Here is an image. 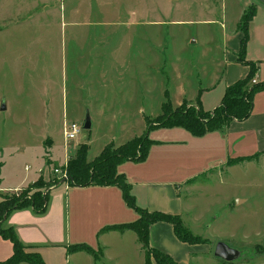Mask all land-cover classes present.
I'll use <instances>...</instances> for the list:
<instances>
[{
    "label": "rangeland",
    "instance_id": "obj_1",
    "mask_svg": "<svg viewBox=\"0 0 264 264\" xmlns=\"http://www.w3.org/2000/svg\"><path fill=\"white\" fill-rule=\"evenodd\" d=\"M250 2L257 13L256 0H0V178L20 183L44 159L48 166L45 176L1 194V201L15 194H44L59 185L61 174L54 171H63L69 161L60 163L89 142L87 159L93 161L109 144L119 147L145 136L167 102L172 111L197 110L198 90L208 87L223 60L224 35L240 30V11L246 8L245 14ZM250 26L249 39L255 43L248 40L247 48L264 63V11ZM217 97V92L208 95L207 106ZM87 118L93 123L90 130L83 128ZM66 123L82 128L77 140L66 142ZM185 133L159 128L148 136L155 142H185ZM52 142L58 163L46 155ZM246 143L238 152L227 142L186 141L149 152L143 163L118 167L131 184L143 172L154 176L156 161L167 155L175 181L194 178L182 185L180 217L209 252L192 256L191 264H264V153L232 168L218 162L227 153L231 158L255 154L253 142ZM38 181L40 188L27 191ZM137 218L121 214V224ZM84 231L81 238L90 241ZM104 242L107 252L97 264H145L135 232ZM219 243L239 255L233 261L218 258ZM44 256L49 264L69 262L58 248H48Z\"/></svg>",
    "mask_w": 264,
    "mask_h": 264
},
{
    "label": "crops",
    "instance_id": "obj_2",
    "mask_svg": "<svg viewBox=\"0 0 264 264\" xmlns=\"http://www.w3.org/2000/svg\"><path fill=\"white\" fill-rule=\"evenodd\" d=\"M257 3L255 17L261 11H264V5L258 1ZM248 5L253 6L255 4L254 2L247 3L246 7ZM245 9L240 11L238 22L243 16ZM254 18L250 22V25H252ZM235 31V34L228 32L224 35L222 49L223 60L219 59L218 61L213 76L214 79L210 81L208 87L200 88L195 96L196 103L200 101L201 107L206 112H212L217 108L222 103L226 89L236 82L245 79L250 72V67L239 60L241 41L244 34L238 28ZM248 40H250L249 43L251 42V45L255 43L254 37H250ZM261 41H264V39ZM261 58H263L261 55L252 54L251 48L246 47L245 60L253 62L258 66V70L253 79L256 80V83H264V63H262ZM215 92L218 93L217 100L210 106H207L205 98ZM256 102L258 104L256 103L254 105L253 113L247 120L242 122L231 121L225 128L208 133L202 138L194 137L182 128L172 129L186 131L188 133V135L185 133L186 141L201 142L207 140L210 142H220L224 145L227 142V148L229 147L232 151L236 149L238 152L247 148L248 144L246 142H253V146H256V152L253 155L261 154L264 153V92L257 95ZM188 103L193 104V101H189ZM91 124L93 126V123ZM186 141H156L158 144L151 147L150 155L154 150H165L172 145L182 146ZM89 143L86 144L88 150L90 148ZM52 145L53 142L49 148V153L46 155L49 161L58 163L54 158ZM238 154L236 155L237 157L253 156L250 154L247 156ZM234 158H231L227 153L223 160L218 161L219 166L227 165L228 160ZM70 159V157L65 158L60 165L66 164ZM156 165L159 170H156L157 172L154 176L150 175L149 172H143L134 178L136 180L135 183L131 180L133 194L137 200V204L149 212L159 211L180 216L183 210L181 189L184 185L188 184L187 182L189 180L194 178L182 182L175 181L173 177L175 171L173 159L167 155L161 156L156 161ZM232 167L228 166V168ZM46 168L48 166L45 164L44 159L40 167L36 171H33L30 179H25L20 183L6 181V178L2 175L0 178V201L2 199L1 194L19 191L34 183L40 176H45ZM124 213H131L133 217H138L137 219H139V215L126 205L122 192L117 187L95 185L73 187L67 182H61L56 187L50 189L49 201L45 213L37 214L31 207L13 211L5 221L4 227L13 228L18 239L27 247L28 251H36L44 256V251H47L48 248H58L64 251V256L69 261L68 264L70 261H84L87 264H97L101 258L96 261L91 255L85 252L69 254L67 249L73 245H88L89 243V246L94 250H102V257H104L107 252L104 241L110 237H121V232L108 231L107 233H101V230L107 226L121 225V214ZM84 229H88L91 237L90 241L81 238L83 232H85ZM149 245L151 248L171 255L179 264H191L192 256L202 252H209L208 244L191 245L180 241L175 234L174 226L167 222H158L150 226ZM12 255V243L0 237V262L9 259ZM46 262L48 263L47 260Z\"/></svg>",
    "mask_w": 264,
    "mask_h": 264
},
{
    "label": "trees",
    "instance_id": "obj_3",
    "mask_svg": "<svg viewBox=\"0 0 264 264\" xmlns=\"http://www.w3.org/2000/svg\"><path fill=\"white\" fill-rule=\"evenodd\" d=\"M255 15L256 9L254 6H251L243 15L240 26L244 37L241 41L239 60L250 67V72L245 79L236 82L226 89L222 103L212 112L202 110L200 101L198 102L200 107L197 110L194 107H179L174 111L171 110V105L167 102L162 107L163 114L156 119V124H149L145 136L134 138L119 147L109 144L104 147L97 158L90 162L87 159L88 148L83 145L78 149L75 157L70 159L68 165L64 167L71 180L70 185L73 187H87L91 185L102 187L113 186L121 190L126 205L139 215V219L131 223L107 226L101 230V233H107L108 231H119L121 233L127 231L135 232L145 251V264H179L171 255L150 247L149 228L154 223L167 222L172 224L177 238L184 243L193 245L204 242L200 237L193 236L185 230L180 216L159 211L149 212L139 207L135 196L132 194V185L128 183L125 174L118 173V167L126 162L143 163L147 159L151 147L158 144L149 139L148 134L152 130L159 128H182L194 137H204L208 133L225 128L231 121L242 122L252 115L256 95L264 92V83H252L258 66L253 62L245 60L249 39V25ZM257 155L230 159L227 165L234 166L243 161H251ZM194 181L192 179L188 183ZM39 183L40 181L27 189V191L32 188H40ZM49 191L44 194L38 191L32 196L26 194L18 196L15 194L7 196L0 202V237L10 241L13 245V255L9 259L1 261L0 264H46L41 253L28 251L27 247L18 239L15 230L13 228H5L4 223L9 215L16 210L31 207L37 214L45 213L49 201ZM67 250L69 254L85 252L96 261L102 257L101 250L96 251L87 244L73 245Z\"/></svg>",
    "mask_w": 264,
    "mask_h": 264
},
{
    "label": "water",
    "instance_id": "obj_4",
    "mask_svg": "<svg viewBox=\"0 0 264 264\" xmlns=\"http://www.w3.org/2000/svg\"><path fill=\"white\" fill-rule=\"evenodd\" d=\"M256 1L264 5V0H256ZM2 110H6V107L2 106ZM83 128L85 130H90L92 128L90 118H87ZM62 182H67V180L63 179ZM215 255L222 260L233 261L239 255V253L237 250L231 248L229 245L225 243H219L216 247Z\"/></svg>",
    "mask_w": 264,
    "mask_h": 264
},
{
    "label": "built area",
    "instance_id": "obj_5",
    "mask_svg": "<svg viewBox=\"0 0 264 264\" xmlns=\"http://www.w3.org/2000/svg\"><path fill=\"white\" fill-rule=\"evenodd\" d=\"M252 83L255 84L256 80H253ZM81 132H82V128L76 123H70V124L66 123L64 129V138L66 142L77 140ZM54 172L56 174H61L62 180L66 179L67 181H69V177L67 175L66 169H64L63 171L61 169H56Z\"/></svg>",
    "mask_w": 264,
    "mask_h": 264
}]
</instances>
